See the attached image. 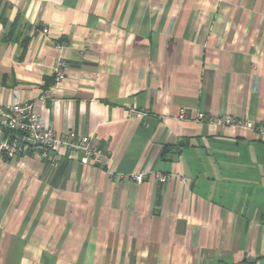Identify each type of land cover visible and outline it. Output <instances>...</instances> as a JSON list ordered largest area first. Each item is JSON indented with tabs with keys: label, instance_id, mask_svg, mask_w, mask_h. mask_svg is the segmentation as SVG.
<instances>
[{
	"label": "crops",
	"instance_id": "1",
	"mask_svg": "<svg viewBox=\"0 0 264 264\" xmlns=\"http://www.w3.org/2000/svg\"><path fill=\"white\" fill-rule=\"evenodd\" d=\"M16 100L109 158L0 153V264H264V138L194 118L264 122V0H0Z\"/></svg>",
	"mask_w": 264,
	"mask_h": 264
},
{
	"label": "built area",
	"instance_id": "2",
	"mask_svg": "<svg viewBox=\"0 0 264 264\" xmlns=\"http://www.w3.org/2000/svg\"><path fill=\"white\" fill-rule=\"evenodd\" d=\"M41 32L47 35L49 30L41 28ZM58 47L63 48L64 43H59ZM66 77L67 63L60 57L54 67L55 83L64 81ZM48 97V92H45L40 100L44 102ZM178 117L188 118L187 111L181 109ZM194 118L215 125L251 130L264 138V122L242 119L231 114H206L203 111L195 113ZM30 152L40 153L50 158L54 164L59 157L67 155L84 164L104 167L109 158L108 152L100 146L95 137L74 130L57 132L42 120L35 102L16 100L5 110L0 111V153L7 158H15ZM146 175L132 173L130 177L137 183H142ZM156 176L160 180L166 178V175L161 173H157Z\"/></svg>",
	"mask_w": 264,
	"mask_h": 264
},
{
	"label": "water",
	"instance_id": "3",
	"mask_svg": "<svg viewBox=\"0 0 264 264\" xmlns=\"http://www.w3.org/2000/svg\"><path fill=\"white\" fill-rule=\"evenodd\" d=\"M51 154L53 155L54 153L52 152Z\"/></svg>",
	"mask_w": 264,
	"mask_h": 264
}]
</instances>
